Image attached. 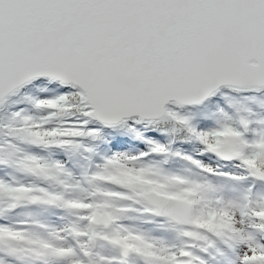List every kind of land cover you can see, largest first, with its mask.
I'll return each instance as SVG.
<instances>
[{"label":"snow or ice","instance_id":"6c2138e0","mask_svg":"<svg viewBox=\"0 0 264 264\" xmlns=\"http://www.w3.org/2000/svg\"><path fill=\"white\" fill-rule=\"evenodd\" d=\"M0 264H264V0H0Z\"/></svg>","mask_w":264,"mask_h":264},{"label":"rangeland","instance_id":"374dc122","mask_svg":"<svg viewBox=\"0 0 264 264\" xmlns=\"http://www.w3.org/2000/svg\"><path fill=\"white\" fill-rule=\"evenodd\" d=\"M117 135V136H116ZM112 136L111 138H108L109 140V144L104 145L102 147H111L113 150H119V151H124V150H128V149H133V148H141L143 149L145 147V145L143 143H141L139 140L132 138L131 133L129 134H117ZM128 135V136H127ZM149 135H156V133H149ZM120 136V137H118ZM113 137H115L113 139ZM131 139V140H129ZM177 146V145H176ZM190 147L188 146H184V145H178L177 147Z\"/></svg>","mask_w":264,"mask_h":264}]
</instances>
